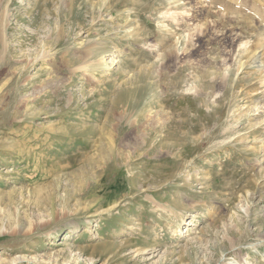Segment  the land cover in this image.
<instances>
[{"label": "rangeland", "instance_id": "obj_1", "mask_svg": "<svg viewBox=\"0 0 264 264\" xmlns=\"http://www.w3.org/2000/svg\"><path fill=\"white\" fill-rule=\"evenodd\" d=\"M0 15V264H264V0Z\"/></svg>", "mask_w": 264, "mask_h": 264}, {"label": "bare ground", "instance_id": "obj_2", "mask_svg": "<svg viewBox=\"0 0 264 264\" xmlns=\"http://www.w3.org/2000/svg\"><path fill=\"white\" fill-rule=\"evenodd\" d=\"M1 16V15H0ZM2 22V21H1ZM2 25V24H1ZM1 25H0V28H1ZM5 26V25H4ZM4 26L2 27V29H0V31L1 32H3L2 33V36H1V34H0V39H1V41H2V39L4 38V31H5V29H3L4 28ZM5 43V42H4ZM5 46V45H4ZM94 48L93 47H89L88 49H86V51H85V53H84V57L83 58H85V57H89L91 54H92V51L91 50H93ZM92 56V55H91ZM255 61H256V58L254 57L253 58V62L255 63ZM149 134V133H148ZM173 136V135H172ZM168 137V136H167ZM174 137V136H173ZM170 138V137H169Z\"/></svg>", "mask_w": 264, "mask_h": 264}]
</instances>
